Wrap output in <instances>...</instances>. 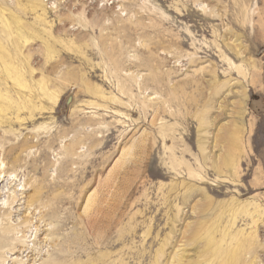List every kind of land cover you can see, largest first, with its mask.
Listing matches in <instances>:
<instances>
[{"label": "rangeland", "instance_id": "rangeland-1", "mask_svg": "<svg viewBox=\"0 0 264 264\" xmlns=\"http://www.w3.org/2000/svg\"><path fill=\"white\" fill-rule=\"evenodd\" d=\"M0 29V264H178L214 227L264 264V0H0Z\"/></svg>", "mask_w": 264, "mask_h": 264}, {"label": "bare ground", "instance_id": "bare-ground-1", "mask_svg": "<svg viewBox=\"0 0 264 264\" xmlns=\"http://www.w3.org/2000/svg\"><path fill=\"white\" fill-rule=\"evenodd\" d=\"M6 25H8V24H6ZM9 28H8V30H10ZM6 29H7V27H6ZM3 31L8 32L6 30H3ZM10 32H12V31H10ZM3 33L4 32H2V34ZM4 35H7V34L4 33ZM8 35L10 36V33ZM4 37H6V36H4ZM0 41H2V39ZM15 53H16L15 54L16 56H19L17 54L16 50H15ZM9 55L11 56V54H9ZM3 56L1 55L0 57H3ZM6 58H7V56H6ZM4 60H7V59H4ZM10 60H12V59H10ZM231 241H233L232 242L233 245H235L234 242H237V244H240L242 242V240H239V239H235V238L234 239L233 238L229 239L225 235L221 236V231L218 230L216 227H214L213 229H209L208 231L203 232V235L200 238H196L194 241H192L189 244V245H196V248L198 249L196 251V257H195L196 260H194V261L185 260V261L182 262V260H181L182 257H180L178 259L177 263L178 264H248L249 263L248 260H245L244 258H242V256H239L236 252H234L235 250L232 251L229 248V246L231 244L230 243ZM241 245H243V243H241ZM198 246H200V247H198ZM25 250H29V248H26ZM75 250H76L77 255L79 254V255L82 256L84 253H86L87 249L86 248L83 249L82 246H78V247L75 248ZM52 257H53V260L51 262H55V261H58L60 259H62V262L58 263V264H67V262H68V260L65 259L60 253H53ZM251 263L252 262H250V264ZM253 264H259V263H253Z\"/></svg>", "mask_w": 264, "mask_h": 264}]
</instances>
